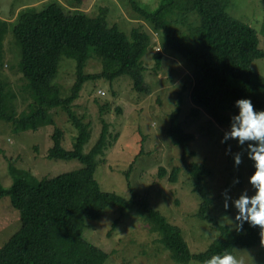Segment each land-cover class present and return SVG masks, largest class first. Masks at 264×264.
<instances>
[{"label":"trees","instance_id":"obj_1","mask_svg":"<svg viewBox=\"0 0 264 264\" xmlns=\"http://www.w3.org/2000/svg\"><path fill=\"white\" fill-rule=\"evenodd\" d=\"M72 1L80 5L83 0ZM230 3L231 0H161L155 9L133 3L141 19L161 34L164 47L193 66L189 91L193 113L205 112L219 126L229 124L230 114L236 111L234 102L239 98H249L255 109L264 110V101L259 98V91H264V75L253 68L256 60L264 59L259 31L232 16L228 12ZM108 12V8H102L100 14L93 16L52 1L39 10L26 7L17 15L12 31L21 46L20 70L33 101L27 111L16 114L9 104L7 82L0 75V119L12 123L17 130L35 131L55 125L53 145L47 157L79 160L82 167L42 178L10 167L14 181L8 187L0 181V198L11 197L20 213L21 227L0 247V264H105L110 253L87 240L84 229L86 219H101L110 206L120 210L113 228L126 209L140 207L151 230L160 234V241L172 258L183 264L205 263L214 254L226 251L234 254L238 248L264 244V234L258 226L245 224L243 231H237V227L213 221L208 216L214 198L203 185L212 173L205 163L193 161L186 168L195 192L202 198L198 215L213 221L219 235L205 251L197 253L191 251L180 227L151 206L148 194H137L131 184H128L131 192L128 198L101 188L95 178L97 158L104 155L102 161L117 136L113 137L103 120L100 137L85 152L91 125L75 113L73 103L90 79L114 80L127 75L133 80L135 90L148 92L143 58L154 44L151 33L140 25L125 32L117 23L111 24L107 20ZM9 31L10 22L0 18V59ZM92 48H96L103 60V70L99 73L85 71ZM63 56L76 60V79L65 97L55 82ZM163 57L161 52L155 54L156 67H160ZM58 107L67 112L78 130L70 149L63 146L64 131L51 113ZM168 133L183 147L186 160L187 146L195 135L183 127L179 110L171 115ZM180 171V167H174L171 181H178ZM159 174L163 177L166 169L162 167Z\"/></svg>","mask_w":264,"mask_h":264},{"label":"rangeland","instance_id":"obj_2","mask_svg":"<svg viewBox=\"0 0 264 264\" xmlns=\"http://www.w3.org/2000/svg\"><path fill=\"white\" fill-rule=\"evenodd\" d=\"M52 1L59 2L66 9L77 11L78 8L93 16L100 14L102 8H108L107 20L111 24L117 23L123 31L129 32L140 25L151 33L154 44L143 58L148 92L135 90L133 80L127 75L114 80L90 79L72 107L91 125V137L84 146L85 152L90 151L100 137L103 120L113 137L117 136L102 161L100 158L104 155L97 158L95 178L101 188L128 198L131 184L137 194H148L151 206L180 227L191 251H205L219 235L213 221L237 227L235 209L231 200L228 201L229 207L224 208L222 193L226 191L235 198L248 187L251 162L244 159L241 152L243 162L238 168L234 167L232 155L240 149L235 141H229L232 153H227L228 144L220 142L228 125H217L205 112L193 113L189 95L193 66L174 51L167 50L161 34L142 20L133 6L135 3L138 7L155 9L161 0H83L80 5L72 0H0V18L10 22V31L4 40V55L0 59V75L7 82L9 104L18 115L29 109L33 99L20 70L22 50L12 29L22 9L39 10ZM228 12L255 27L259 31L260 47L264 48V0H231ZM157 52L164 55L159 68L155 59ZM253 68L264 75V59L256 60ZM102 70L103 60L96 48H92L85 71L99 73ZM75 71L76 60L63 56L55 79L63 97L71 92ZM259 98L264 101L263 90L259 91ZM175 110H179V119L185 130L195 135L187 146L186 160L183 159V147L168 133ZM51 113L64 131L63 146L70 149L78 134L77 128L61 107L52 109ZM54 127L49 124L35 131L17 130L12 123L0 119V181L4 186L8 187L14 181L10 167L21 173L28 171L38 178L55 177L82 167L79 160L47 157L53 145ZM193 161L205 163L212 170L203 185L214 198L208 212L213 221L203 220L198 215L202 198L195 192L193 179L186 168ZM162 167L166 169L163 177L159 174ZM174 167L181 168L177 182L170 178ZM235 178L239 183H233ZM19 215L9 195L0 198V247L21 227ZM119 216L120 210L110 206L101 219H86L84 237L110 253L105 264H183L172 258L161 243L160 234L151 230V224L140 207L126 209L113 228ZM234 255L242 258L245 264H264V244L238 248ZM188 264L205 263L191 261Z\"/></svg>","mask_w":264,"mask_h":264},{"label":"clouds","instance_id":"obj_3","mask_svg":"<svg viewBox=\"0 0 264 264\" xmlns=\"http://www.w3.org/2000/svg\"><path fill=\"white\" fill-rule=\"evenodd\" d=\"M235 112L230 114L227 129L221 137L222 144L235 141L239 151L232 155L234 167H239L243 158L251 162L252 171L247 177L248 187L241 190L240 194L231 198L225 191L224 208L229 207L228 201L235 209L237 231H243L244 225L259 227L264 234V110L255 109L251 99L239 98L235 100ZM227 153H232L228 144ZM233 183H239L235 178ZM205 264H245L242 258L231 252L214 254Z\"/></svg>","mask_w":264,"mask_h":264},{"label":"built area","instance_id":"obj_4","mask_svg":"<svg viewBox=\"0 0 264 264\" xmlns=\"http://www.w3.org/2000/svg\"><path fill=\"white\" fill-rule=\"evenodd\" d=\"M158 49V48H157Z\"/></svg>","mask_w":264,"mask_h":264}]
</instances>
